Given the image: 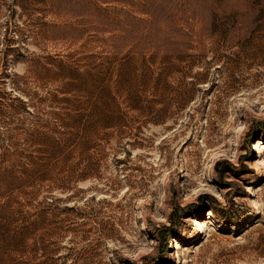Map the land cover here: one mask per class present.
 Returning a JSON list of instances; mask_svg holds the SVG:
<instances>
[{
	"label": "rangeland",
	"instance_id": "obj_1",
	"mask_svg": "<svg viewBox=\"0 0 264 264\" xmlns=\"http://www.w3.org/2000/svg\"><path fill=\"white\" fill-rule=\"evenodd\" d=\"M257 139L264 0H0V264H264Z\"/></svg>",
	"mask_w": 264,
	"mask_h": 264
},
{
	"label": "bare ground",
	"instance_id": "obj_2",
	"mask_svg": "<svg viewBox=\"0 0 264 264\" xmlns=\"http://www.w3.org/2000/svg\"><path fill=\"white\" fill-rule=\"evenodd\" d=\"M252 148H253V151L256 152L257 154L258 153H261V152L264 151V142H261L260 140L257 139L256 142H253ZM256 161L261 166H258L256 168V172L255 173L257 175H261L263 173V170H262L263 167L262 166L264 165V161H263L262 158H258V159H256ZM179 176H181V175H179ZM251 191H252V188H251L250 185H245L244 186V192L251 193ZM248 204L251 205L252 207H254V211H253L254 214H252L251 216H248L247 221L253 219L254 215L256 213H258V211H259L258 206L256 205L255 201L252 198H249L248 199ZM206 214L210 216L212 214V212L211 211H208ZM244 223L245 222H243V224ZM196 226H198L199 228L196 230V234L192 238V241H197L201 237V235H203V233H204V229H203L201 220L196 221ZM177 245H180V241L177 240L176 238L171 239L170 246L172 247V250H173V247L174 246H177ZM169 254L171 255L170 260H173L174 259V254L172 253V251H170Z\"/></svg>",
	"mask_w": 264,
	"mask_h": 264
},
{
	"label": "trees",
	"instance_id": "obj_3",
	"mask_svg": "<svg viewBox=\"0 0 264 264\" xmlns=\"http://www.w3.org/2000/svg\"><path fill=\"white\" fill-rule=\"evenodd\" d=\"M210 199H211V197H210ZM214 211H217V209H216V207L215 206H213V205H209ZM204 208H206L205 206H202L201 207V209H200V211H203L204 210Z\"/></svg>",
	"mask_w": 264,
	"mask_h": 264
}]
</instances>
